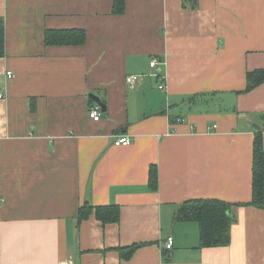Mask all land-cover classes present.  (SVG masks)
<instances>
[{"label":"crops","instance_id":"crops-1","mask_svg":"<svg viewBox=\"0 0 264 264\" xmlns=\"http://www.w3.org/2000/svg\"><path fill=\"white\" fill-rule=\"evenodd\" d=\"M113 5L0 0V264H264V209L250 204L264 82L246 90L264 68V0ZM70 29L85 40H56ZM122 134L130 144H114ZM207 198L232 204L227 245L175 220ZM86 201L119 219L78 222Z\"/></svg>","mask_w":264,"mask_h":264},{"label":"trees","instance_id":"trees-1","mask_svg":"<svg viewBox=\"0 0 264 264\" xmlns=\"http://www.w3.org/2000/svg\"><path fill=\"white\" fill-rule=\"evenodd\" d=\"M125 0H114L113 10L117 13L124 11ZM57 41L61 43H82L86 33L81 29L61 30L56 32ZM4 20L0 17V57L4 55ZM52 33L47 31L46 40L49 42ZM264 82V68L248 71L247 88L252 90ZM158 169L153 165L150 168L149 184L153 189L158 188ZM251 205L264 209V145L262 133L258 132L254 141L253 160V198ZM232 204L220 199H193L182 204L176 211V221H197L200 226V242L202 246H223L231 239L230 216ZM96 216L104 223L119 219V207L117 205L95 206L89 201L83 203L78 210V222L87 218L90 214ZM132 250V249H131Z\"/></svg>","mask_w":264,"mask_h":264},{"label":"built area","instance_id":"built-area-1","mask_svg":"<svg viewBox=\"0 0 264 264\" xmlns=\"http://www.w3.org/2000/svg\"><path fill=\"white\" fill-rule=\"evenodd\" d=\"M151 67H156L157 65V59H153L151 62ZM8 75H11V71L8 72ZM139 80V76L137 75H131L128 77V82L134 86L135 83ZM163 87V85L161 86ZM0 97H3V94L0 93ZM102 115L101 105L96 104L90 107V117H92L94 120H100ZM132 141L131 137L127 134L119 135L116 140L114 141V144L116 145H128ZM174 245V238L173 236H169L166 241V247L168 249L172 248ZM61 264H75L72 260L64 261Z\"/></svg>","mask_w":264,"mask_h":264},{"label":"water","instance_id":"water-1","mask_svg":"<svg viewBox=\"0 0 264 264\" xmlns=\"http://www.w3.org/2000/svg\"><path fill=\"white\" fill-rule=\"evenodd\" d=\"M90 97L104 107V104L102 103V101H101V99L99 97H97L94 94H91Z\"/></svg>","mask_w":264,"mask_h":264}]
</instances>
